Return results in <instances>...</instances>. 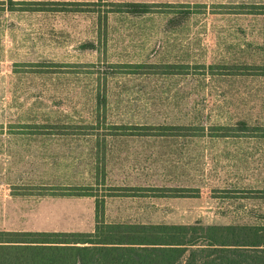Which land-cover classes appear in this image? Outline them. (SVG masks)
<instances>
[{
  "label": "rangeland",
  "instance_id": "obj_1",
  "mask_svg": "<svg viewBox=\"0 0 264 264\" xmlns=\"http://www.w3.org/2000/svg\"><path fill=\"white\" fill-rule=\"evenodd\" d=\"M98 1L0 0V230L264 223V0Z\"/></svg>",
  "mask_w": 264,
  "mask_h": 264
},
{
  "label": "trees",
  "instance_id": "obj_2",
  "mask_svg": "<svg viewBox=\"0 0 264 264\" xmlns=\"http://www.w3.org/2000/svg\"><path fill=\"white\" fill-rule=\"evenodd\" d=\"M113 5L134 14L148 11L147 3ZM245 5L264 14V4ZM149 189L155 196L200 193L198 188L179 186ZM258 192L264 197V188ZM100 212L96 203L92 231L0 230V264H264V223L106 221Z\"/></svg>",
  "mask_w": 264,
  "mask_h": 264
}]
</instances>
